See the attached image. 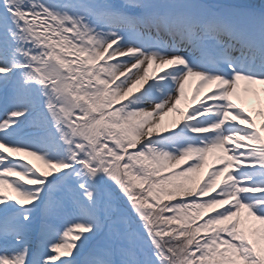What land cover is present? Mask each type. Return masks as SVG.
<instances>
[{
    "label": "snow or ice",
    "instance_id": "snow-or-ice-1",
    "mask_svg": "<svg viewBox=\"0 0 264 264\" xmlns=\"http://www.w3.org/2000/svg\"><path fill=\"white\" fill-rule=\"evenodd\" d=\"M0 102V264H264V0H0Z\"/></svg>",
    "mask_w": 264,
    "mask_h": 264
},
{
    "label": "rangeland",
    "instance_id": "rangeland-1",
    "mask_svg": "<svg viewBox=\"0 0 264 264\" xmlns=\"http://www.w3.org/2000/svg\"><path fill=\"white\" fill-rule=\"evenodd\" d=\"M193 93H194V89H192V88L188 89V96L189 97L192 96ZM181 107H185V105H181ZM254 107L255 106H251L249 108H254ZM0 117H1L0 119L6 118L5 117V109H4L3 105H2V107H0ZM175 118H176L175 117V114H169L168 116H165L164 117V123L170 126L171 125V121L173 119H175ZM257 119L259 120L260 118L258 117ZM26 131H27V133L32 134L34 136L42 135L43 134V130L39 126H29L26 129ZM30 160L32 161V163L36 164L42 170L47 171V169L44 168V165L40 161L34 159L33 157H30Z\"/></svg>",
    "mask_w": 264,
    "mask_h": 264
},
{
    "label": "bare ground",
    "instance_id": "bare-ground-1",
    "mask_svg": "<svg viewBox=\"0 0 264 264\" xmlns=\"http://www.w3.org/2000/svg\"><path fill=\"white\" fill-rule=\"evenodd\" d=\"M190 86H193L194 88H196V83H192V84H190ZM253 105H255L254 102L253 101H249L247 106L250 107V106H253Z\"/></svg>",
    "mask_w": 264,
    "mask_h": 264
}]
</instances>
